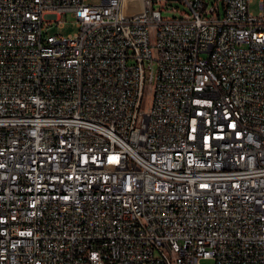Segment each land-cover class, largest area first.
Instances as JSON below:
<instances>
[{
    "label": "built area",
    "instance_id": "1",
    "mask_svg": "<svg viewBox=\"0 0 264 264\" xmlns=\"http://www.w3.org/2000/svg\"><path fill=\"white\" fill-rule=\"evenodd\" d=\"M88 1L0 0V264H264V0Z\"/></svg>",
    "mask_w": 264,
    "mask_h": 264
},
{
    "label": "rangeland",
    "instance_id": "2",
    "mask_svg": "<svg viewBox=\"0 0 264 264\" xmlns=\"http://www.w3.org/2000/svg\"><path fill=\"white\" fill-rule=\"evenodd\" d=\"M207 3L211 7L216 3V0H207ZM88 5H98L100 4V0H89ZM221 7V14L223 17V8ZM155 10H159L162 12V17L164 19H181L184 18L186 14H188V10L185 6L181 5L178 2H160L156 3L154 6ZM250 11L255 16H258L261 13V5L259 0H254L250 5ZM78 31L76 21L71 18L66 19V24L62 29L57 28L56 26L49 31L50 35H62L68 36L75 34Z\"/></svg>",
    "mask_w": 264,
    "mask_h": 264
},
{
    "label": "bare ground",
    "instance_id": "3",
    "mask_svg": "<svg viewBox=\"0 0 264 264\" xmlns=\"http://www.w3.org/2000/svg\"><path fill=\"white\" fill-rule=\"evenodd\" d=\"M127 1H128V0H126V2H127ZM126 2H125V4H127ZM140 2H141V4H140V7H139V10H140V11H143L144 8H145V6H144V3H143L142 0H140Z\"/></svg>",
    "mask_w": 264,
    "mask_h": 264
}]
</instances>
